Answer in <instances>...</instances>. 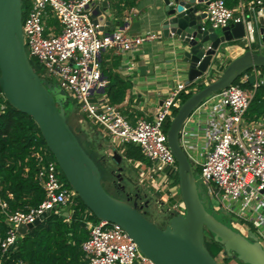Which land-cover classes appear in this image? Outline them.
I'll use <instances>...</instances> for the list:
<instances>
[{
  "label": "built area",
  "instance_id": "built-area-1",
  "mask_svg": "<svg viewBox=\"0 0 264 264\" xmlns=\"http://www.w3.org/2000/svg\"><path fill=\"white\" fill-rule=\"evenodd\" d=\"M103 1L27 0L23 33L28 57L32 64V59L39 62L42 72L33 66L42 78L59 84L67 96L70 93L77 99L81 118L100 127L105 136L117 143L122 154L128 145L139 147L147 162L129 160L137 171L139 184L159 194L157 202L161 209L184 213L179 168L168 144L167 122L184 102L183 95L194 92L198 83L176 84L153 118L139 119L135 124L116 106L100 109L92 96L108 84L103 74L102 52L130 49L142 41L127 38L120 30L106 31L92 17L88 4ZM243 8L240 6L237 12L225 0H210L206 6L208 23L219 29L245 22ZM251 78L253 83L243 87L241 83ZM240 79V84L234 83L204 100L182 126L180 143L216 208L233 214L245 228L253 226L251 230L264 246V114L255 120L247 118L256 91L264 86V70L254 67ZM33 156L38 166L36 180L46 198L38 206L15 212L0 199L8 223L7 233L0 239L3 253L17 244L22 224L34 223L48 210L61 214L65 208L75 209L81 201L47 145L38 147ZM86 213L92 212L88 209ZM87 226L89 236L82 243V251L88 264H156L120 225L100 220L88 221ZM228 257L236 260L232 264H246L228 256L224 249L216 259L227 264ZM14 264L27 263L17 260Z\"/></svg>",
  "mask_w": 264,
  "mask_h": 264
},
{
  "label": "water",
  "instance_id": "water-1",
  "mask_svg": "<svg viewBox=\"0 0 264 264\" xmlns=\"http://www.w3.org/2000/svg\"><path fill=\"white\" fill-rule=\"evenodd\" d=\"M209 1L164 0V34L177 36L176 47L188 80L205 83L182 103L169 123L168 144L178 163L185 212H170L165 227L157 226L136 204L112 195L104 186L98 161L88 153L68 122L67 93L42 78L28 57L23 33L24 0H0V86L12 107L34 119L68 184L85 206L98 220L116 223L125 229L153 262L225 264L218 262L206 245L207 233H210L228 256H235L246 264H264V246L253 230L247 234L237 231L209 211L201 196L198 173L180 143L182 126L205 99L231 86L252 68H264V10H258L255 17L246 22L215 29L208 23L207 12L203 9ZM108 5V1H103L87 6L103 28L110 23L103 13ZM246 39L250 42L249 48L213 79L223 51L229 44L235 46ZM103 158H111L119 165L117 171L120 173L127 167L123 166L125 158L117 148ZM51 214L48 210L34 223L22 224L19 232L26 234Z\"/></svg>",
  "mask_w": 264,
  "mask_h": 264
},
{
  "label": "crops",
  "instance_id": "crops-1",
  "mask_svg": "<svg viewBox=\"0 0 264 264\" xmlns=\"http://www.w3.org/2000/svg\"><path fill=\"white\" fill-rule=\"evenodd\" d=\"M104 1L109 3L108 8L103 10V13L106 15V20L110 22L105 25V30H120L127 38H140L142 41L135 43L134 47L130 49L115 48L102 52V68L108 84L104 91L101 90L94 94L92 100L99 105L100 109L106 105L116 106L133 124L139 119H151L160 108L163 99L176 84L189 82L187 74L182 70L183 67L176 47L177 36L164 34V22L166 20L164 0ZM225 1L230 8L237 12L240 6L244 7L245 22L248 18L255 17L258 10H264V0ZM206 6L203 8L204 10H206ZM56 27L58 30L59 26L56 25ZM247 48H249L248 39L235 46L229 44L227 50L223 51L212 77L215 76L216 72H219L221 66L229 64ZM111 82L116 83V87L123 88L124 97L118 103H114L109 95L108 85ZM71 116L73 123L83 134L88 148L94 155L92 157L98 163L106 161L103 157L111 153L113 148H117L120 152L117 143L105 136L88 119L81 118L77 110L73 111ZM71 127L73 128L72 125ZM91 130L94 131L95 137L88 134V131ZM98 137L104 140L106 137L108 138L105 151H103L104 142L97 144ZM128 150L138 151V154L131 155L127 153ZM123 155L128 162L130 159L142 163L147 162L141 149L135 145H128ZM124 165L128 166L125 161ZM106 168L111 169L110 166ZM156 205L158 206V204ZM61 215L71 223L74 218V209L65 208ZM86 215L89 218L91 213H86ZM166 222L168 223V220ZM246 229L249 231L253 227L250 226ZM87 230L89 232L88 226ZM83 259L88 264L84 254Z\"/></svg>",
  "mask_w": 264,
  "mask_h": 264
},
{
  "label": "trees",
  "instance_id": "trees-1",
  "mask_svg": "<svg viewBox=\"0 0 264 264\" xmlns=\"http://www.w3.org/2000/svg\"><path fill=\"white\" fill-rule=\"evenodd\" d=\"M26 3L27 0H24L23 8ZM253 81L251 78L241 84L249 87ZM199 85L200 89L205 83L201 82ZM116 86L114 82L108 85L109 95L114 103L122 101L124 97L123 88ZM192 93L184 94L183 100ZM2 105L5 107L2 108ZM263 114L264 86H261L251 101L247 118L255 120ZM169 123L168 121L167 129ZM41 145L46 143L34 119L12 107L0 86V199L8 203L12 212L38 206L46 198L45 191L36 180L38 166L33 156V152ZM127 153L137 155L138 151L128 150ZM206 206L214 215L228 223L218 212L213 211L207 204ZM86 210L88 208L80 201L74 209L71 223L61 214L52 212L47 219L22 235L15 248L9 249L7 253H3L0 244V264H14L17 260H24L27 264H86L82 243L89 236L87 221L98 222L92 213L87 218ZM7 230L6 215L0 207V239L5 237ZM206 245L215 257L223 250V246L214 239L210 245L206 241Z\"/></svg>",
  "mask_w": 264,
  "mask_h": 264
},
{
  "label": "rangeland",
  "instance_id": "rangeland-1",
  "mask_svg": "<svg viewBox=\"0 0 264 264\" xmlns=\"http://www.w3.org/2000/svg\"><path fill=\"white\" fill-rule=\"evenodd\" d=\"M33 60V64L35 65V66H37V70L39 71V72H42V67L39 65V62L36 60V59H32ZM227 65H228V63L226 64V65H224V66H221L220 67V70H219V72H216L215 73V76L213 77V79L214 78H217L218 76H220L222 73H223V71L225 70V68L227 67ZM223 69V70H222ZM208 81H210V79L208 78L207 79ZM236 84H240L241 83V79L239 78L236 82H235ZM51 86H53L54 88H60V85L59 84H56V83H53L52 81L49 83ZM199 84L198 85H195V89H199ZM66 106V109H67V117H68V122H69V124L70 125H72L73 126V129H75L76 130V132L78 133L77 135H78V137L81 139V141H82V143H83V146L85 147V149L88 151V153L91 155V156H93L94 157V155H92V153H91V151H90V149L88 148L89 146L87 145V142L85 141V139H84V136H83V134H81V132L79 131V129L76 127V125L73 123V121H72V112L73 111H75V110H77L78 109V106H80L79 105V102L77 101V99L76 98H73L72 97V95L70 94V93H68V102H67V104L65 105ZM177 112V110H175V113ZM90 122V121H89ZM91 123V122H90ZM93 126H95L96 128H99V130L102 132V130H101V128L100 127H98V126H96V125H94L93 123H91ZM88 134H90L91 136H93V137H95V135H94V131L93 130H91V131H88ZM97 140H98V142H97V144L99 143V142H104V150L103 151H105L106 149H107V141H108V138L106 137V139L104 140V139H101V138H97ZM125 162H126V164L128 165L127 167H128V169L130 170V173H132L134 176H135V178H136V182L139 184V182H138V177H137V171H136V169H134V167H133V165H132V163H130V162H128V160L126 159L125 160ZM100 165V168H101V170H103V184H104V186L106 187V189L111 193V194H115L116 195V188H115V186L113 185V176L111 175V172L109 171V169H107L106 167H108V166H114L115 164H114V162L110 159V160H106V161H101L100 163H99ZM105 168H106V172H105ZM197 180H198V185H199V189H200V192H201V196L203 197V199H204V201H205V203L213 210V211H216V212H218V214H220V216L221 217H223L232 227H234L235 228V230H237V231H241V232H243L244 234H247L248 233V231H247V229L245 228V227H243V225H242V223H239L236 219H235V216H233V214H228V213H225L224 211H222V210H219V209H217L216 208V206H215V201H213V200H211V199H209V197H208V194H207V191H206V188H205V186H204V183H203V181H202V179L200 178V176H198L197 177ZM148 188H150V187H146V189H148ZM150 190H151V192L154 194V200L155 201H157V199H158V197H159V194L158 193H154L153 192V190L150 188ZM121 197H123V199H125V195H123V196H121ZM154 204H155V202H154ZM156 207V210H154V215L153 214H151V213H149L148 214V217H149V219L151 220V221H153L157 226H159V227H165L166 226V224H167V222L165 221V220H163V214L164 213H162L161 212V208L160 207H158L157 205L155 206ZM68 209H72V208H70V207H68ZM73 210V209H72ZM86 211H88V210H86ZM250 212V214H251V211H249ZM100 220H98V222H99ZM97 222V223H98ZM94 223V222H93ZM253 227V226H252ZM254 228V227H253ZM256 230V229H255ZM212 240H213V237H212V235L210 234V233H207V238H206V241H207V244L208 245H210V243L212 242ZM234 261H236L234 258H232V257H228L227 258V260H226V263L227 264H232ZM237 261H238V259H237Z\"/></svg>",
  "mask_w": 264,
  "mask_h": 264
},
{
  "label": "flooded vegetation",
  "instance_id": "flooded-vegetation-1",
  "mask_svg": "<svg viewBox=\"0 0 264 264\" xmlns=\"http://www.w3.org/2000/svg\"><path fill=\"white\" fill-rule=\"evenodd\" d=\"M74 130V129H73ZM75 131V130H74ZM77 134V132L75 131ZM78 136V135H77ZM80 139V138H79ZM81 140V139H80ZM82 142V141H81ZM83 144V143H82ZM111 158H107L106 160H110ZM113 161V160H112ZM114 162V161H113ZM115 164V162H114ZM119 165L115 164L114 166H110V172L113 178V185L116 188V195L119 197L125 195V199H128L132 204H136L139 210L147 217L148 214L154 213L156 210L157 201L154 200V194L151 192L150 189H146L145 187L141 186L136 182V178L130 171L125 167V169L120 173L117 171ZM123 166L124 163H123ZM120 178L122 180L120 181ZM129 181H132L130 183ZM123 198V197H121ZM155 202V204H154ZM163 214V220H168L170 216V212L164 209H160ZM154 215V214H153Z\"/></svg>",
  "mask_w": 264,
  "mask_h": 264
}]
</instances>
